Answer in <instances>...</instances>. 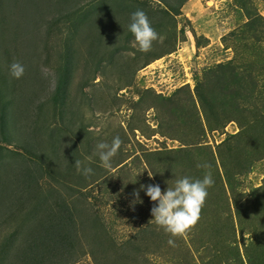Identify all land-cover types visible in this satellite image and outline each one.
Wrapping results in <instances>:
<instances>
[{
    "label": "rangeland",
    "instance_id": "1",
    "mask_svg": "<svg viewBox=\"0 0 264 264\" xmlns=\"http://www.w3.org/2000/svg\"><path fill=\"white\" fill-rule=\"evenodd\" d=\"M204 162L187 235L133 205ZM0 264H264V0H0Z\"/></svg>",
    "mask_w": 264,
    "mask_h": 264
},
{
    "label": "clouds",
    "instance_id": "2",
    "mask_svg": "<svg viewBox=\"0 0 264 264\" xmlns=\"http://www.w3.org/2000/svg\"><path fill=\"white\" fill-rule=\"evenodd\" d=\"M129 20L128 29L134 36L138 51L149 52L153 47V42L162 39L161 35L153 28L147 13L143 9H137L130 13ZM9 72L14 79H19L24 75L25 67L21 62L15 61L10 64ZM122 143V139L117 135L112 138L110 143L101 141L96 144V153L103 168H111L112 160L117 155ZM75 165L77 170L86 178L93 174V168L81 161H75ZM197 167L206 170L202 178L194 179L184 176L175 180L173 187H167L163 191L159 184H140L139 190H133L135 197L132 202L133 205L143 202L139 196V191H144L149 200L154 202L150 210L151 221L164 232L169 233L170 237H183L188 234L199 220L201 209L209 194L208 190L215 183L210 164L204 162L198 164ZM153 175L154 173L148 172L150 178ZM168 243L174 244V240L170 238Z\"/></svg>",
    "mask_w": 264,
    "mask_h": 264
}]
</instances>
